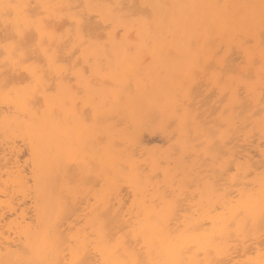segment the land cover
<instances>
[{
	"label": "bare ground",
	"instance_id": "bare-ground-1",
	"mask_svg": "<svg viewBox=\"0 0 264 264\" xmlns=\"http://www.w3.org/2000/svg\"><path fill=\"white\" fill-rule=\"evenodd\" d=\"M16 2L46 6L37 11L62 12L63 19L53 46L60 64L44 62L46 76L38 87L23 65L5 64L2 45L9 30L0 22V261L27 258L25 249L35 250L37 258L45 226H51L46 258L61 264L259 261L261 67L251 66L250 94L230 91L226 97L224 124L232 132L218 147L235 159L232 172L221 166L225 157L206 155L209 141L200 140L205 147L198 148L204 118L195 104L204 94L196 81L203 62L205 68L223 64L228 73L238 69L240 44L248 39L260 59L261 0ZM190 5L220 7H181ZM237 5L255 7H224ZM38 41L39 36L32 46ZM61 69L66 78H60ZM209 78L224 96L221 79ZM89 82L88 94L110 117L99 124L96 110L86 106L83 95H74ZM196 87L202 95H195ZM157 131L162 144L150 146L145 135ZM241 163L245 167L238 169ZM225 192L236 195L212 211L225 201ZM250 195L257 203L256 223L249 222L252 239L246 242L236 237L242 220L231 229L226 224L235 204Z\"/></svg>",
	"mask_w": 264,
	"mask_h": 264
},
{
	"label": "snow or ice",
	"instance_id": "snow-or-ice-1",
	"mask_svg": "<svg viewBox=\"0 0 264 264\" xmlns=\"http://www.w3.org/2000/svg\"><path fill=\"white\" fill-rule=\"evenodd\" d=\"M46 6H36L24 3L16 2V0H0V22H2L6 29H8V35L6 36L2 51L5 56V64L8 66L23 65L24 71L29 74L32 80H34L39 86L42 79L45 78L46 73L43 72L44 62H47L48 67L53 65H59L60 60L58 53L54 50V45L56 44L57 33L59 31L58 22L63 19V13L59 12L55 15L45 16L43 12L37 11L38 8H43ZM63 9L65 6H58ZM67 7H72L71 5ZM181 7H220V6H181ZM224 7H236L239 9H246L249 5H237V6H224ZM260 15H261V53H260V64L262 69L261 80H260V92L261 100L264 102V0H261L259 5ZM215 30V29H213ZM224 34H229V28L227 23H225ZM39 36V41L36 46L33 45V41H36V37ZM192 45L195 46L197 41L193 39L191 41ZM241 49V60L238 69H233L230 71V79L224 80L223 73L225 67L220 64L218 70L222 73L221 83L225 89V97L228 96L230 91H234L236 94L245 93L246 91L250 94V82L253 77L250 73L251 66L256 62V57L254 56L252 40H243L240 44ZM131 51V50H130ZM223 51V47L216 52L219 56L220 52ZM7 67L5 71H7ZM60 78H66V73L63 69L60 71ZM89 82L81 89H77L74 92L75 96L83 95L84 102L86 106L91 107L96 110L97 115L94 121L95 124L101 123L104 119H110V117L103 111L100 110L99 105L96 104V98L89 95L90 89ZM51 91L52 89L49 88ZM121 101L123 97L120 98ZM79 102L73 105L74 108H78ZM65 107L67 105L65 104ZM264 112V109L261 110ZM82 124L87 125V120H82ZM130 127V126H129ZM260 129L264 133V116L260 120ZM232 129L226 127L225 124L219 126V130L209 129V135L217 137L213 140L206 148V155H210L212 158L219 160L221 156L226 159L222 162V167H224L226 172H232V164L235 163L234 158H227L226 152H221L218 148L219 142L221 140L228 142ZM97 140L103 141V137L97 135ZM134 141V137H130V144ZM113 148H120L122 145L113 144ZM175 151L179 152L180 148L176 147ZM163 163V162H162ZM245 166L243 163L237 165L238 169H242ZM239 172L233 177V186L236 185V177ZM235 192H225V201H218L212 211H218L221 207L226 206V198L228 196H235ZM257 203L250 195L247 200L243 197L235 204L233 214L231 219L227 221L226 226L231 229L238 221H243V228H238L236 230L237 239H243L246 242L252 237L248 231V224L251 221L253 226H255V213H256ZM259 209V261L251 262V264H264V173L261 174V194L258 201ZM51 226H45L43 231V237L45 244L40 251L37 258H34L35 250L25 249L24 256L27 258H17L15 260L0 261V264H61L59 260H52L46 258L47 254V238L50 235ZM133 264H142L141 261H134ZM160 264H186L184 260L175 259L169 261H162ZM192 264H199V261H193Z\"/></svg>",
	"mask_w": 264,
	"mask_h": 264
},
{
	"label": "rangeland",
	"instance_id": "rangeland-1",
	"mask_svg": "<svg viewBox=\"0 0 264 264\" xmlns=\"http://www.w3.org/2000/svg\"><path fill=\"white\" fill-rule=\"evenodd\" d=\"M240 60L241 59H239L237 62H239L240 63ZM203 61V60H202ZM258 61V62H257ZM211 62V61H210ZM260 62V59L259 58H257L256 59V62L254 63V67H261V64L259 63ZM210 64V63H209ZM208 64V66H210L209 68H208V66L205 68V64H204V62L201 64V66L198 68V70H200L199 71V75H200V77H201V79H203V83H205V85H203L202 83V87H201V84H199L201 81V79L199 78V75L197 74V78H196V81L198 80L199 81V83H197V82H195V84L197 83V87H200V88H202L203 90H204V92H203V90L202 89H200V88H197L196 87V89H194V91L196 92L195 93V95L196 94H203V96H200L199 95V97L197 98V100H196V104H195V108L196 107H198V108H196V112L199 114V118H201V121L203 120V118H204V120H203V123H202V127H201V130L199 131V134H200V136H198V138L199 139H196V141L195 142H198L199 143V145H198V143H197V145H198V148H199V146H200V149L202 148H204L205 147V145L203 146V144H200V142L201 141H209L210 143L213 141V140H215V139H217V137L214 139H212L211 138V136L209 135V129H212V130H216L217 129V127H219V123L221 124H224L227 120V118H228V116H226V117H224L225 116V114L227 113V111L229 112V110H227L228 108L226 107V105H227V101L228 100H226V97H225V95L224 96H222L223 95V93H220L219 92V89L217 88V86H216V84L214 83V82H211L212 80L209 78L211 75H213L214 77H216L217 79H221V77H219V76H221L220 75V71L218 70V67H219V64H217V63H215L214 62V64L213 63H211L210 65ZM213 67H212V66ZM218 65V66H217ZM215 66H217L216 68H214ZM212 67V68H211ZM203 69H204V71H203ZM207 71H206V70ZM226 71V73L224 72L223 74H224V78H227V77H229L230 76V73H228V71L227 70H225ZM209 73L208 75L206 74V73ZM253 72V69L252 68H250V73H251V75H253L254 74V72ZM203 73H205L204 75H202ZM193 74L196 76V74L193 72ZM207 75V76H206ZM204 76V77H203ZM206 76V77H205ZM219 77V78H218ZM252 77H254V75L252 76ZM205 78V79H204ZM216 79V80H217ZM211 80V81H210ZM225 80V79H224ZM106 81H108V80H106ZM206 81V82H205ZM210 82V83H209ZM108 83V82H107ZM206 83H208V84H206ZM108 84H110V82L108 83ZM210 84V85H209ZM196 86V85H195ZM208 86V87H207ZM215 86H216V88H215ZM205 87V88H204ZM207 87V88H206ZM217 90V91H215V89ZM200 89V91L199 92H201V93H199L198 92V90ZM211 90V98H209L208 96H210V94H208L209 93V91ZM215 92V93H214ZM221 96V99H219V96ZM208 98H206V97ZM214 96V97H213ZM229 97V96H228ZM203 100H202V99ZM207 100H206V99ZM201 99V100H200ZM210 99V100H209ZM225 100V101H221V100ZM199 100V101H198ZM220 100V101H219ZM198 101V102H197ZM200 101H202L203 103H205L203 106H200L201 105V103L202 102H200ZM208 101H210L207 105H206V102ZM216 101V102H215ZM213 102H215V104L213 103ZM221 102V103H220ZM221 104V106H220V104ZM210 104V105H209ZM226 104V105H225ZM199 105V106H198ZM212 105H216V107L212 110L211 108H213V106ZM210 106V107H209ZM212 106V107H211ZM200 107V108H199ZM207 107V109L209 110H207L206 111V108ZM218 107H220L219 109H217ZM222 107H223V109H222ZM225 107H226V109H225ZM200 109V110H199ZM215 109H217V110H215ZM203 110V111H202ZM212 111V113H211V111ZM223 110H227L226 112L225 111H223ZM206 112V114H204L205 112ZM223 111V112H222ZM208 112H209V114H211L210 116L208 115L207 117H206V115L208 114ZM215 112V113H214ZM224 113V115H222ZM213 114V115H212ZM203 115H205V116H203ZM220 115V116H219ZM222 115V116H221ZM226 115H229V113H227ZM218 116H219V118H218ZM214 117H216L217 118V120H219V119H221L222 121L220 122V120H219V123L217 122L216 123V121H215V118ZM212 118V119H211ZM214 118V119H213ZM200 120V119H199ZM224 120V121H223ZM206 121H207V123H206ZM211 121H214V123L213 122H211ZM209 122V123H208ZM227 123V122H226ZM214 124L216 125L217 124V126H214ZM206 125L207 127H208V129H207V127L204 126ZM210 125H211V127H210ZM226 125V124H225ZM226 127H227V125H226ZM204 128H206L208 131H206V129H204ZM218 130H219V128H218ZM160 131H157V132H154V133H151V135H149L148 133H146V135H145V139L146 140H148L149 141V145L151 146V145H153L154 143L156 144H162V139H161V137L159 136L160 135ZM146 136H147V138H146ZM151 136V137H150ZM206 136H208V138L206 137ZM155 137V138H154ZM213 137V136H212ZM158 139V140H157ZM152 140V141H151ZM160 140V141H159ZM201 140V141H200ZM155 141V142H154ZM161 142V143H160ZM150 143H153V144H150ZM164 143V142H163ZM202 143V142H201ZM222 143H221V141L219 142V145L218 146H220ZM219 148V147H218ZM25 206V205H24ZM28 210H30L29 208H28Z\"/></svg>",
	"mask_w": 264,
	"mask_h": 264
}]
</instances>
